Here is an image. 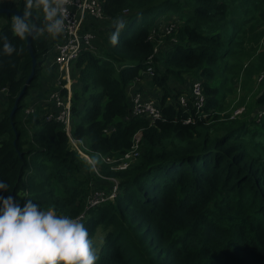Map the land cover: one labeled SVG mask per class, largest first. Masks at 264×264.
<instances>
[{
    "label": "trees",
    "instance_id": "trees-1",
    "mask_svg": "<svg viewBox=\"0 0 264 264\" xmlns=\"http://www.w3.org/2000/svg\"><path fill=\"white\" fill-rule=\"evenodd\" d=\"M0 8L23 12L25 0H3ZM103 10L110 19L127 20L125 28L117 45L82 53L72 96L73 136L87 142L84 153L94 166L73 149L63 124L45 120V105L24 115L56 38L32 37L31 54L27 36L21 40L11 31L13 15H0L6 19L0 28V90L8 89L0 121V180L9 185L0 196H23L21 205L31 199L42 210L54 206L71 218L84 215L97 264H264V84L255 107L232 121L227 113L212 125L178 123L186 116L170 106L162 110L165 121L150 126L131 114L128 93L149 67L164 102L173 91L183 93L195 75L218 120L240 71L250 67L258 75L264 67V0H105ZM173 17L181 26L155 55L151 31ZM33 22L42 26L43 19ZM133 23L139 27L123 39ZM5 36L17 49L11 57L2 50ZM251 37L258 41L250 44L252 56ZM33 59L36 73L28 84ZM25 87L26 97L11 116ZM215 127L224 131L211 133ZM141 130L143 153L127 170L102 161L128 153ZM100 176L115 179L119 194L89 207L92 191L109 186ZM99 229L105 236L96 245Z\"/></svg>",
    "mask_w": 264,
    "mask_h": 264
},
{
    "label": "built area",
    "instance_id": "built-area-1",
    "mask_svg": "<svg viewBox=\"0 0 264 264\" xmlns=\"http://www.w3.org/2000/svg\"><path fill=\"white\" fill-rule=\"evenodd\" d=\"M104 1L105 0H72V3L68 6L70 15L69 19L66 21V30L60 36L56 37V42L52 46V50L48 54L45 62V64L48 65L52 63V66L58 69L61 78L59 88L52 91L48 97L40 103L29 105L24 109V115L28 117L36 113L38 104L45 105V120L47 122L55 120L63 124L69 137L70 144L77 148L81 156H84V153L79 149L81 141L73 136V93L71 92L74 80L73 66L82 53L87 51L96 53L103 47V35L107 29L106 27L115 21L105 16L103 10ZM1 2H3V0H0V3ZM124 14L127 15L128 11H125ZM180 26V21H178L176 17H173L161 21L157 28L151 31L149 40L157 42L158 45L155 50V55L159 52L162 45L165 44L164 38L175 34ZM40 37L49 39L51 36L45 32L43 35H40ZM172 41L174 43L176 42L175 39ZM260 51H264V38L261 42ZM146 75L151 78L154 76L152 67L147 69ZM187 80L188 84L182 90L183 93L179 94L176 98L169 97L166 102L163 100L164 93L160 88L156 98L158 103L147 101L144 99L142 93L135 92L131 97V114L136 117H142L150 126H154L160 120L165 121V119L162 118V110L164 107L170 106H173L176 110H182L186 118L176 121H178V123L181 121L184 125H197L201 123L212 125L217 123V121L226 120L224 115H227V112L219 113L220 118L216 120L215 118L218 112L208 108V97L205 93L203 80L193 77H189ZM256 84L258 86L264 84V67L259 74L256 75ZM64 90H66L65 95L63 94ZM240 91L239 85L238 92ZM7 93V88L0 90V95H2L3 98L7 97ZM2 109L3 107L0 108V121L3 119ZM245 113L246 105H243L231 114L229 120H236ZM142 131L143 130L139 131L134 136L132 148L128 153L120 158L105 157L103 161L106 164L113 165L112 169L115 171L127 170L143 153L144 139ZM1 142L2 138L0 137V146ZM84 157L94 166L92 159L88 155ZM100 178L108 182L109 186L95 188L92 191V195L88 202L89 207H94L107 201H114L119 194V184L115 179L103 176H100ZM80 218L83 222L84 215H81Z\"/></svg>",
    "mask_w": 264,
    "mask_h": 264
},
{
    "label": "clouds",
    "instance_id": "clouds-1",
    "mask_svg": "<svg viewBox=\"0 0 264 264\" xmlns=\"http://www.w3.org/2000/svg\"><path fill=\"white\" fill-rule=\"evenodd\" d=\"M72 0H25L22 14L12 16L11 31L21 40L45 32L56 38L66 30L68 6ZM42 13L43 25L38 26ZM110 34V43L117 45L125 21L117 19ZM3 53L9 57L17 51L5 36ZM9 185L0 180V192H8ZM99 257L80 217L58 214L54 206L47 210L31 199L23 207L10 194L0 196V264H97Z\"/></svg>",
    "mask_w": 264,
    "mask_h": 264
},
{
    "label": "rangeland",
    "instance_id": "rangeland-1",
    "mask_svg": "<svg viewBox=\"0 0 264 264\" xmlns=\"http://www.w3.org/2000/svg\"><path fill=\"white\" fill-rule=\"evenodd\" d=\"M126 21L127 20H125V22ZM5 22H6V19L5 18H1L0 19V28H1L2 25L5 24ZM114 23L115 22H113V24H111V25H108L106 28L107 29H110V30L113 29L114 28L113 27ZM138 27H139V24L138 23H133L127 29H125L124 30V33H122L123 34V36H122L123 39L126 38V37H128V36H131L132 33ZM260 32H262V30ZM257 33H259V30L257 31ZM252 40H253V37H251V39L248 38V40H247L248 52H249V54L251 56L254 55L255 51L254 50L252 51L250 49V46H251L250 44H256V45H258V41L257 42H254ZM103 42L107 43L110 46V33L108 35L104 33V35H103ZM165 47H166V43L163 44L162 47L160 48V49H162V52H163V49ZM247 60L248 59H245V61H243V63H245ZM251 69L252 68H250V67L247 70H244V68H243V70L240 71L241 74H239L240 76L241 75L242 76H241V78L239 77L240 79H238L237 83L235 84V87L232 84L231 85L232 86L231 90L230 91H227V95L225 96L224 103H225V110H226L225 112H227L228 114L233 113L236 109H238L241 106H243V101H246V103L248 104V107H255V97L257 95H259V94L262 93V87L263 86H258L256 84V74L254 72H252ZM193 76L195 77V75H193ZM75 83H77V81L74 78L73 85ZM173 83L174 84H177V86H179V87H182V85H181L180 82H173ZM239 85H240V90H241L240 92H238ZM172 93L174 95L175 94H178V93H180V89H178V93H177V91H173ZM25 101H26L27 104H30L31 103V96H28ZM256 111H259V109H256ZM253 116H254V114H253ZM209 131H211V133H212L213 131H216L217 132V131H224V130L221 129V128H216L215 127V128L210 129ZM220 134H223V132H220ZM80 148H81V150H86L87 149V146L81 144L80 145ZM19 196H18V198H19ZM88 202H89V200H88ZM22 207H23V205H22ZM104 236H105V233L101 229H99L98 232H97V235H96V237L94 239V244L101 245L103 243Z\"/></svg>",
    "mask_w": 264,
    "mask_h": 264
},
{
    "label": "crops",
    "instance_id": "crops-1",
    "mask_svg": "<svg viewBox=\"0 0 264 264\" xmlns=\"http://www.w3.org/2000/svg\"><path fill=\"white\" fill-rule=\"evenodd\" d=\"M13 1H17V0H13ZM37 14L41 18H43L42 13H37ZM111 24H113V23H110L109 25H111ZM105 34H107V35L109 34V29H106ZM103 43H104L103 45H105L106 48L109 47V45L107 43H105V42H103ZM43 67H44V69H43V72H42V77L40 79V85L41 86H40V88L35 89L34 91H32L30 93L29 96H31V103L28 104V105L40 103L42 100L46 99L48 97V95L52 91L57 90L59 88V85H60V82H61V78H60V73H59L58 69L55 66H52V63H50L49 65L48 64H44ZM73 73H74V76H75L74 78L77 81L76 84H78V79H79L80 72H79V70L76 67V63L73 66ZM152 82H153L152 78L147 75L146 78H143V80L140 79V81L138 83H134L132 86H130L129 89H128L130 100H131L132 95L135 92H139V93H142L144 99H146L147 101H153V102H157L158 103L156 98H157V93L160 90H159V88L157 86H154V84ZM172 87H173V89H177L178 88L175 85H173ZM64 91H66V90H64ZM71 92L73 93V88H72ZM65 94H66V92H65ZM175 95L172 93L171 97H173ZM38 97H39V100H38ZM170 99H172V98H170ZM243 105H246V107L248 106V104L246 102L243 103ZM2 107H3V96L0 95V108H2ZM38 107H39V104L37 105V108ZM259 113H260V111H259ZM81 144L87 146V142L86 141H82ZM81 144H79V149L80 150H81V148H80ZM71 146L73 147V149L76 152H78L77 148L75 146H73L72 144H71ZM81 151L84 153V152H87V149L86 150H81ZM85 155H87V154L84 153V156ZM84 156H81V158L86 160ZM103 158H105V157H101L102 161H103ZM23 198H24L23 196L21 198H19L18 202L20 203V201H22ZM20 205H21V203H20ZM21 207H22V205H21Z\"/></svg>",
    "mask_w": 264,
    "mask_h": 264
},
{
    "label": "water",
    "instance_id": "water-1",
    "mask_svg": "<svg viewBox=\"0 0 264 264\" xmlns=\"http://www.w3.org/2000/svg\"><path fill=\"white\" fill-rule=\"evenodd\" d=\"M22 13H23L22 11H19L17 9L0 8V15H5L6 17H10V16H12L14 14H22ZM32 37L33 36H27L28 48H29L31 54H32V48H31V39H32ZM36 65H37V62H36L35 59H33V70H32V73H31L29 79H28V84L30 82H32V80H33V78L35 76ZM26 91H27V87H25L23 89V91L21 92L20 96L18 97V99H17V101L15 103V106H14L12 112H11V116L17 111L19 102L26 97ZM259 96H261V94ZM258 113H259V111H255L253 117L257 116Z\"/></svg>",
    "mask_w": 264,
    "mask_h": 264
}]
</instances>
